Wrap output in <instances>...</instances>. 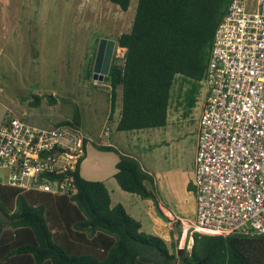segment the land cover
<instances>
[{
    "label": "trees",
    "instance_id": "trees-1",
    "mask_svg": "<svg viewBox=\"0 0 264 264\" xmlns=\"http://www.w3.org/2000/svg\"><path fill=\"white\" fill-rule=\"evenodd\" d=\"M106 1L124 12L131 5V0ZM231 2L138 1L131 30L116 39L118 52L106 79L109 119L117 132L166 127L178 79L189 84L184 103L191 113L203 87L216 30ZM82 117L77 109L57 127L80 131ZM94 146L118 154L114 177L122 190L157 199L156 179L140 161L113 145ZM80 170L81 166L74 174L75 195L0 184V264H174L177 256L167 241L143 232L141 221L122 204L112 205L105 183L84 179ZM193 238L185 264H264V235L195 233Z\"/></svg>",
    "mask_w": 264,
    "mask_h": 264
},
{
    "label": "rangeland",
    "instance_id": "rangeland-1",
    "mask_svg": "<svg viewBox=\"0 0 264 264\" xmlns=\"http://www.w3.org/2000/svg\"><path fill=\"white\" fill-rule=\"evenodd\" d=\"M138 1L131 0L124 12L106 0H0V123L15 116L52 129L80 110V132L89 141L81 176L107 184L114 204H123L141 221L143 232L164 238L177 256L174 264H185L195 234L191 228L197 193L194 150L205 88L195 96L189 113L184 103L189 84L178 79L170 107L174 114L166 127L117 132L109 119V83L89 80L84 72L96 40H116L131 30ZM105 127L111 129L109 138L104 136ZM97 142H115L120 153L127 151L157 176L161 189L156 186L157 199L149 201L128 192L126 197L121 195L114 177L118 154L100 151L94 146ZM5 175L7 170L0 168V177ZM184 176L189 184L183 183ZM159 202L171 209L172 216L162 212L169 222L158 215Z\"/></svg>",
    "mask_w": 264,
    "mask_h": 264
},
{
    "label": "built area",
    "instance_id": "built-area-1",
    "mask_svg": "<svg viewBox=\"0 0 264 264\" xmlns=\"http://www.w3.org/2000/svg\"><path fill=\"white\" fill-rule=\"evenodd\" d=\"M202 86L191 228L210 236L264 235V0H232ZM103 133L109 138L111 129ZM85 139L70 127L7 118L0 123V168L7 170L0 184L77 194Z\"/></svg>",
    "mask_w": 264,
    "mask_h": 264
},
{
    "label": "flooded vegetation",
    "instance_id": "flooded-vegetation-1",
    "mask_svg": "<svg viewBox=\"0 0 264 264\" xmlns=\"http://www.w3.org/2000/svg\"><path fill=\"white\" fill-rule=\"evenodd\" d=\"M110 41H114L116 42V45L114 47L113 50H111V47L109 45ZM116 47H117V41L113 40L109 37H100L98 40H96L95 45L93 47V50L91 51V53H89L86 57V60L84 62V72L87 75V78L89 80H91V78H93L96 82L100 81V78L98 77L97 79L94 78L95 73H94V69H95V65L98 59V54H99V50L100 48L102 49V52L100 54V69H101V73L103 70H105L108 62L110 64V69H111V65L113 62V59L116 55ZM110 73V71H109ZM109 75V74H108ZM108 75H106L104 77L103 81L100 82H104L107 81V77Z\"/></svg>",
    "mask_w": 264,
    "mask_h": 264
},
{
    "label": "crops",
    "instance_id": "crops-1",
    "mask_svg": "<svg viewBox=\"0 0 264 264\" xmlns=\"http://www.w3.org/2000/svg\"><path fill=\"white\" fill-rule=\"evenodd\" d=\"M194 111V110H193ZM192 111V112H193ZM174 114V112L171 110H169V115H173ZM200 115H201V110H200V114H199V117H200ZM199 117H198V121H199ZM175 118V117H174ZM117 142V141H116ZM111 143V142H110ZM112 144V143H111ZM197 144H198V139H197ZM113 145H115L116 146V143L114 142L113 143ZM196 152H197V145L195 146V150H194V157L196 156L195 154H196ZM123 154H126V155H130V156H133V155H131V154H129V153H127V151L126 152H122ZM118 156V155H117ZM134 157V156H133ZM118 158V161H119V156L117 157ZM118 161H117V163H118ZM116 163V164H117ZM194 163H195V158H194ZM195 165V164H194ZM143 166V168H144V170L146 171V172H148L149 174H151V175H153V173H151L150 171H148V169H146V167L144 166V165H142ZM116 172H117V169H116ZM116 172H115V174H116ZM115 176V175H114ZM154 176V175H153ZM157 177V176H156ZM155 177V179H156V186H158V178H156ZM183 183H186V184H189V179H188V177L187 176H184V178H183ZM118 184V183H117ZM3 185V184H2ZM106 186H107V184H106ZM119 186V185H118ZM188 186V185H187ZM107 188H108V190L110 191V189H109V187L107 186ZM158 188H159V186H158ZM117 189H120L119 191H122L124 194H121V195H123V196H125L126 197V194H127V192H125L124 190H122L121 189V187L119 186V188L117 187ZM159 190L161 191V189L159 188ZM110 194H111V199H112V193H111V191H110ZM150 201V200H149ZM118 204H121V203H118ZM112 205L113 206H115V205H117V204H114V202H113V199H112ZM123 205V204H122ZM157 205L159 206V208H160V210L162 211V212H164L166 215H170V216H172V211H171V209H168V207H167V204H161L160 202L159 203H157ZM124 206V205H123ZM125 207V206H124ZM127 210V209H126ZM150 210V212H152V208H150L149 209ZM0 216L2 217V214L0 213Z\"/></svg>",
    "mask_w": 264,
    "mask_h": 264
},
{
    "label": "water",
    "instance_id": "water-1",
    "mask_svg": "<svg viewBox=\"0 0 264 264\" xmlns=\"http://www.w3.org/2000/svg\"><path fill=\"white\" fill-rule=\"evenodd\" d=\"M109 45H110V47H111V50H113L114 49V47H115V45H116V42H114V41H110L109 42ZM101 52H102V49L100 48V50H99V54H98V59H97V62H96V65H95V69H94V73H95V76H94V78L95 79H97L98 77L100 78V81H103L104 80V77L106 76V75H108L109 74V71H110V64H109V62H108V64H107V66H106V68H105V70H103L102 71V73H101V69H100V54H101ZM156 210H157V213H158V215L161 217V218H163L165 221H167V222H169L168 221V219L165 217V215L162 213V211L160 210V208H159V206L157 205L156 206Z\"/></svg>",
    "mask_w": 264,
    "mask_h": 264
},
{
    "label": "bare ground",
    "instance_id": "bare-ground-1",
    "mask_svg": "<svg viewBox=\"0 0 264 264\" xmlns=\"http://www.w3.org/2000/svg\"><path fill=\"white\" fill-rule=\"evenodd\" d=\"M168 216H169V214H168Z\"/></svg>",
    "mask_w": 264,
    "mask_h": 264
}]
</instances>
